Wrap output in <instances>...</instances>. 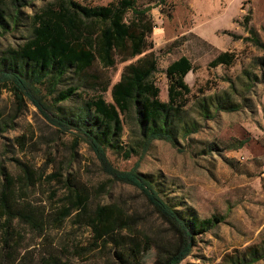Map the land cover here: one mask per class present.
<instances>
[{"label": "trees", "instance_id": "trees-1", "mask_svg": "<svg viewBox=\"0 0 264 264\" xmlns=\"http://www.w3.org/2000/svg\"><path fill=\"white\" fill-rule=\"evenodd\" d=\"M87 1L0 0V36L14 31L24 33L22 42L0 49V86L13 93L18 112L30 101L59 131L74 135V147L85 142L96 154L102 171L139 189L164 226L147 223L140 213L130 212L117 202L94 201L91 187L79 178L64 177L60 171L47 178L61 182L66 192L59 205L48 210L30 197L43 173L37 174L29 164L18 161V174L0 166V261L79 264L55 250L38 257L20 251L23 239L17 223L42 235L48 227H61L71 220L92 234L88 246H75L77 256L90 252L103 261L101 264H146L145 253L154 249V264H179L192 252L198 236L211 228L214 218L200 219L194 211L178 208L165 198L152 176L136 166L129 170L117 168L107 151L130 158L148 149L154 140H168L178 146L181 138L199 131L200 123L187 108L193 89L186 76L196 66L187 55L173 60L166 68L168 99H161L154 77L158 60L154 51L146 52L151 48L150 37L156 26L153 6H141L137 0L96 5ZM246 18L248 23L250 15ZM248 30L251 35L246 39L264 48L255 29ZM137 56L125 65L115 83L101 70ZM237 57L233 51H221L209 65H232ZM65 81L68 87L60 89ZM110 89L112 101L104 95ZM83 92H88V97ZM73 97L78 98L76 107L61 104ZM195 106L204 117L214 118L217 111H235L240 104L231 92L224 91L198 96ZM14 122L0 112V136ZM126 122L130 126L128 143L123 139ZM20 139L15 138L23 145ZM246 142L238 140L229 147L241 148ZM251 253V260L260 258L257 247ZM247 261L243 257L236 262Z\"/></svg>", "mask_w": 264, "mask_h": 264}, {"label": "rangeland", "instance_id": "rangeland-1", "mask_svg": "<svg viewBox=\"0 0 264 264\" xmlns=\"http://www.w3.org/2000/svg\"><path fill=\"white\" fill-rule=\"evenodd\" d=\"M110 1L87 2L96 5ZM137 1L141 6H153L156 26L150 37L151 48L146 52L154 51L158 60L154 77L161 99H168L167 66L187 55L196 66L186 76L193 89L187 108L201 126L187 139L181 138L178 146L159 139L130 158L111 149L108 156L119 169L136 166L152 176L165 198L178 208L194 211L200 219L214 218L211 228L198 236L192 252L179 264H237L243 257L248 260L244 264H264V48L246 39L251 35L248 29L254 28L264 41V0ZM23 40L21 31L0 36V49ZM227 50L238 56L232 65H209ZM138 57L118 60L115 67L101 70L115 83L125 65ZM66 87L68 81L59 85L60 89ZM44 91L47 92L46 86ZM224 91L232 93L233 100L240 104L238 110H220L214 118L198 112V96ZM89 94L84 93L87 97ZM104 95L108 101L113 100L111 89ZM61 104L76 107L79 103L73 97ZM16 108L13 93L0 86V112L15 121L13 127L1 131L0 166L18 174V161H22L37 174L43 173L31 190L30 197L36 203L48 210L59 205L66 188L47 176L60 171L64 177L79 178L91 187L94 201L117 202L130 212L140 213L147 223L164 226L139 189L102 171L96 154L85 142L74 147V135L59 131L30 101L20 112ZM53 110L58 111L56 107ZM129 133L126 122V143L130 141ZM16 137L24 144L18 143ZM242 139L247 140L243 147H229ZM101 186L105 190L101 191ZM17 228L23 239L22 254L38 257L55 250L79 264L103 263L90 252L82 257L75 255V246H88L92 234L71 220L61 227H48L42 235L24 223H17ZM1 245L0 231V252ZM253 247L260 251V258L255 260H251ZM155 257L154 249L146 252V264H154Z\"/></svg>", "mask_w": 264, "mask_h": 264}]
</instances>
